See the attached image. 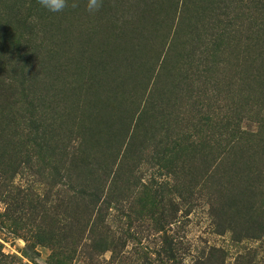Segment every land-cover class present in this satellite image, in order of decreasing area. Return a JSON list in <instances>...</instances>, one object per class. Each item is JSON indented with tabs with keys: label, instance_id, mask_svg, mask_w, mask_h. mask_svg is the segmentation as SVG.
<instances>
[{
	"label": "rangeland",
	"instance_id": "1",
	"mask_svg": "<svg viewBox=\"0 0 264 264\" xmlns=\"http://www.w3.org/2000/svg\"><path fill=\"white\" fill-rule=\"evenodd\" d=\"M85 2L0 0V264H264V0ZM229 126L261 131L239 162L199 152Z\"/></svg>",
	"mask_w": 264,
	"mask_h": 264
},
{
	"label": "trees",
	"instance_id": "2",
	"mask_svg": "<svg viewBox=\"0 0 264 264\" xmlns=\"http://www.w3.org/2000/svg\"><path fill=\"white\" fill-rule=\"evenodd\" d=\"M207 122H209V118L204 117L201 120V122H199L198 126L194 124L193 132L195 133V135L186 139V142L188 141L187 143H189L187 144V147L191 148L192 145H195L194 140L192 141L190 138H194V137L197 138L198 136H199L198 138H200L203 134L207 133L211 129L209 128V125ZM230 128L231 127L229 126L228 130L230 131L224 130V131H221L222 133L220 132L212 133L211 132L208 140L206 141L204 140V142H200L199 147L196 146L199 152H202V150L206 147V144L209 143L206 147V151L208 155L215 156L212 158H219V157L227 156V157H230V158H226L227 161L231 163L239 162L240 159L247 153L246 151L248 148L247 144L251 142L250 140L253 137H256L257 133L259 135V132L261 131L257 133H248L244 131H239L238 133L239 135L235 137L234 133H232L233 130ZM41 129L42 127H38L36 129V132H38V130H41ZM47 130L48 128H43L40 133H37V144H36L38 148V153L42 155V157H40L41 159L40 162L44 160L43 163L45 165L48 164L46 160L50 162V159L53 157L52 152L54 151L52 147L53 141H52L51 132ZM178 140L179 139H177L176 141ZM188 150L184 148L182 149L181 153H183L184 156H186ZM76 157H77L76 153L73 152L70 157V162L69 163L67 162L68 164L66 163L67 165L66 164L61 165L59 163V166L61 167L54 166V167H51V169L55 173L54 177L56 178V180H59L56 182V184L67 186L69 189H72L73 187H79L80 188L79 193L84 194V191L87 190V188H91L94 184L97 186L99 184L101 185L103 172L100 169L99 163L96 160H93V159L90 160V157L86 153L82 154V156L80 157H77V158ZM209 157H205V158L209 159ZM62 166H63V169H61ZM99 170H101V172H99ZM227 172H230V171L228 170ZM62 181H64L65 183H63ZM140 187L143 188L144 190L147 189L145 188L143 184H140ZM94 194L95 193L88 192L87 197L94 196ZM126 217L128 216L126 215ZM261 217L262 218L261 220H259L258 228L259 230L264 231V215L263 216L261 215ZM250 218L251 217H249L248 219ZM216 228H217L216 229L217 232H222L221 222L216 224Z\"/></svg>",
	"mask_w": 264,
	"mask_h": 264
},
{
	"label": "clouds",
	"instance_id": "3",
	"mask_svg": "<svg viewBox=\"0 0 264 264\" xmlns=\"http://www.w3.org/2000/svg\"><path fill=\"white\" fill-rule=\"evenodd\" d=\"M39 6L50 13H61L71 7L76 9L80 7L79 0H37ZM85 9L89 14L94 15L103 6V0H86Z\"/></svg>",
	"mask_w": 264,
	"mask_h": 264
}]
</instances>
